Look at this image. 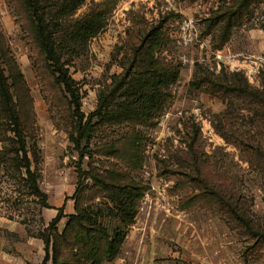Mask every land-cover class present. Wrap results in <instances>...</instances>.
Listing matches in <instances>:
<instances>
[{
    "label": "rangeland",
    "instance_id": "374dc122",
    "mask_svg": "<svg viewBox=\"0 0 264 264\" xmlns=\"http://www.w3.org/2000/svg\"><path fill=\"white\" fill-rule=\"evenodd\" d=\"M224 1L85 0L62 20L69 24L103 13L99 33L86 45H76L65 66L86 115L95 111L99 94L124 74L129 48L153 26L161 25L163 34L156 56L180 69L161 114L152 126L140 128L144 164L133 176L145 186L144 196L134 222L123 225L109 212L107 206L113 205L97 196L90 176L77 186V164L85 173L94 169L99 175L123 168L121 161L98 150L126 130L96 134L89 145L92 154L80 161L70 141V95L46 75L14 4L0 0V27L33 106L25 137L27 160L22 152L18 160L30 161L41 193L30 188L26 169L14 165L16 153L2 156L0 264H43V233L59 210L57 228L62 232L68 216L75 213L77 198L80 205H97L104 211L98 217L110 233L118 227L124 233L119 255L103 264H264V163L258 162L254 149L228 143L215 129L227 112L236 111L238 116L231 118L234 129L256 138V147L264 152V120L242 109L238 100H223L208 92L207 85H197L205 73L217 76L221 71L240 72L256 88L264 83V3L220 45L212 34L206 35L205 25ZM10 138L15 139L12 131L0 129V153L14 147ZM215 193L226 203L225 210ZM231 208L247 225L235 228L232 218L227 222L224 212L231 214Z\"/></svg>",
    "mask_w": 264,
    "mask_h": 264
},
{
    "label": "trees",
    "instance_id": "16d2710c",
    "mask_svg": "<svg viewBox=\"0 0 264 264\" xmlns=\"http://www.w3.org/2000/svg\"><path fill=\"white\" fill-rule=\"evenodd\" d=\"M10 1L15 6V12L22 18V31L30 37L33 48L45 63L43 68L46 75L52 76L54 82L70 95L73 119L70 141L79 154L80 161L92 154L89 145L96 134L107 131L115 133L114 128L126 130L117 134V139L113 137L112 144L103 145L98 150L102 155L113 156L121 161L123 168H115L106 175H99L94 169L91 173H85L78 163L77 186L83 184V177L90 176L93 187L98 190L97 196L113 205V208L107 206L109 212L123 225L133 223L145 190V186L133 176L144 164L145 137L140 128L154 124L170 96L168 88L180 76L177 65L156 56L163 43L161 25L151 27L137 44L129 48L128 65L124 74L99 94L95 111L86 115L81 110V99L65 66L76 53V45H86L99 33L104 25L103 13L93 12L75 22L63 24L62 20L73 15L85 0ZM263 3L264 0H225L224 5L207 19L206 35L212 34L214 40L223 45L230 38L233 29L250 19L254 10ZM65 56L69 57L66 61L63 60ZM205 74L206 76L197 80L198 87L207 85L208 92L223 100H238L242 109L253 111L264 120V83L262 88L253 87L240 72L221 71L217 76H210L209 72ZM32 107L29 87L0 27V129L15 134V139H9L14 147L9 148L8 152L0 153V159L9 153H16L17 157H12L11 160L16 167L26 169L30 188L34 194L40 195L37 178L30 171V161L24 163L18 160L20 152L24 155L23 159L27 160L25 137L32 122L29 121V117L32 119ZM235 112H227L228 117L215 128L217 133L228 143L254 149L258 162L264 163V152L256 147V138H247L234 129L231 118L238 116ZM189 148H192L191 145ZM215 195L220 208L225 210L223 198L218 193ZM80 201L81 199H76L75 213L68 216L62 232L57 228L62 218V211L59 210L43 233V264L48 261L51 264H103L115 260L119 255L124 239L121 228L110 233L98 217L104 211L99 210L97 205H80ZM229 212L231 214L224 212L227 217L223 216L227 218V222L232 218L235 228L247 225L244 216L235 209L231 208Z\"/></svg>",
    "mask_w": 264,
    "mask_h": 264
}]
</instances>
